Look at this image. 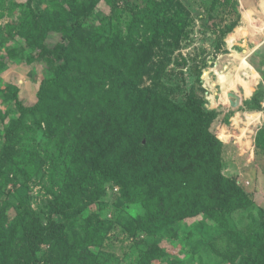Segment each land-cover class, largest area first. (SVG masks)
Here are the masks:
<instances>
[{
	"label": "trees",
	"instance_id": "trees-1",
	"mask_svg": "<svg viewBox=\"0 0 264 264\" xmlns=\"http://www.w3.org/2000/svg\"><path fill=\"white\" fill-rule=\"evenodd\" d=\"M174 1L112 0L115 7L133 13L125 30L110 19L95 30L80 25L79 19L89 16L98 0H49L44 12L35 14L29 8L8 25L25 44L18 53L27 51L26 63L43 59L65 65L56 78L43 81L33 106L19 102L18 118L6 128L0 156L5 179L27 182L47 166L51 200L46 225L15 215L8 241L3 227L9 204L4 203L0 264H35L43 248L49 250L45 264H85L93 246L101 245L102 235L95 225L81 238H66L63 219H72L105 197L108 187L125 204L142 206V212L123 225L130 235L150 239L137 264L158 261L163 251L153 239L201 215L219 223L220 229L229 228V264H264V215L253 216L255 204L249 195L221 172L223 136L215 133L214 123L223 113L195 117L156 91L140 87L154 57L152 41L172 33L180 37L184 30L179 23L183 15L171 7ZM140 31L141 40L134 37ZM52 38L56 41L51 44ZM224 77L233 78L227 73ZM229 117L222 119L226 127ZM247 122L238 140L251 147L247 135L257 121ZM254 144L264 151V128ZM240 211L250 212L246 233L232 221ZM16 239L23 242L25 254L14 250Z\"/></svg>",
	"mask_w": 264,
	"mask_h": 264
},
{
	"label": "rangeland",
	"instance_id": "rangeland-1",
	"mask_svg": "<svg viewBox=\"0 0 264 264\" xmlns=\"http://www.w3.org/2000/svg\"><path fill=\"white\" fill-rule=\"evenodd\" d=\"M85 1L79 0L80 3ZM48 4L49 0H4L1 3L0 156L6 128L18 118L19 102L25 107L33 106L43 81L56 78L64 70L63 62L50 65L36 59L26 63L23 56L27 51L18 53L25 46L24 42L18 41L8 28L17 14L29 8L35 14L42 13ZM173 6L183 15L179 23L185 26L184 30L180 37L172 33L152 41L154 57L139 81L140 87L156 91L195 117H200L202 112L223 113L214 123L215 133L224 137L221 140L222 175L234 180L249 195L255 204L253 216L264 215V151L254 144L258 130L264 128V0H175ZM132 16L133 13L122 6L115 7L112 0H98L91 14L81 17L79 23L88 30H95L110 19L125 30ZM243 32H248L245 39ZM142 35L140 31L134 37L141 40ZM55 41L56 38H52L50 42ZM225 73L232 75V80L226 81ZM228 93L236 96L232 99L237 102L236 108L229 106ZM227 114L229 127L222 120ZM245 119H248L247 125L257 121L247 135L251 147L239 145ZM223 131H226L224 135ZM3 166L1 162L0 213L7 202L8 221L3 230L8 241L10 220L15 215L46 225L51 181L45 166L39 176L27 182L21 179L9 183ZM141 212V205L125 204L114 189L108 187L105 197L72 219H63L66 238L75 235L81 238L85 229L97 225L102 242L100 246H93L85 264H137L151 244L150 239L130 235L123 225ZM249 213L240 211L232 215V221L243 233L251 222ZM108 222L115 223L108 228L105 226ZM228 229H220L219 223L202 215L180 221L153 239L163 251L154 264H229ZM13 247L25 254L20 239L14 241ZM48 253V248H43L35 264H45Z\"/></svg>",
	"mask_w": 264,
	"mask_h": 264
},
{
	"label": "water",
	"instance_id": "water-1",
	"mask_svg": "<svg viewBox=\"0 0 264 264\" xmlns=\"http://www.w3.org/2000/svg\"><path fill=\"white\" fill-rule=\"evenodd\" d=\"M248 36V32H243L242 33V37L245 39L246 37ZM227 96H228V102H229V106L231 107V108H236L237 107V102H234L232 99H235L236 98V96L234 95V94H232V93H228L227 94Z\"/></svg>",
	"mask_w": 264,
	"mask_h": 264
},
{
	"label": "bare ground",
	"instance_id": "bare-ground-1",
	"mask_svg": "<svg viewBox=\"0 0 264 264\" xmlns=\"http://www.w3.org/2000/svg\"><path fill=\"white\" fill-rule=\"evenodd\" d=\"M264 10V9H263Z\"/></svg>",
	"mask_w": 264,
	"mask_h": 264
}]
</instances>
